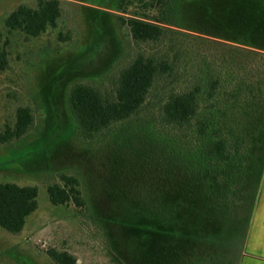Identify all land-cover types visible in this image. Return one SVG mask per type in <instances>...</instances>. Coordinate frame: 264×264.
I'll list each match as a JSON object with an SVG mask.
<instances>
[{
  "label": "trees",
  "instance_id": "1",
  "mask_svg": "<svg viewBox=\"0 0 264 264\" xmlns=\"http://www.w3.org/2000/svg\"><path fill=\"white\" fill-rule=\"evenodd\" d=\"M137 1L144 12L121 15L120 21L137 44L151 51L138 53L120 70L112 92L74 85L69 105L76 126L92 139L140 115L161 87L158 110L136 134L145 138L146 155L161 161L164 176L156 180L163 183L162 192L146 198L114 184L118 212L128 203L142 209L152 203L199 233L162 232L175 243L222 245L226 226L246 236L264 176V0H191L188 9L176 0ZM128 3L136 0H121L115 9L126 14ZM62 14L60 0H39L36 7L19 6L5 26L26 40L39 38L58 27ZM8 62V51L0 46V69ZM34 123L32 108L19 107L15 124L0 131V145L23 138ZM47 191L55 206L87 209L75 175L61 174ZM38 197L35 185L0 182V228L21 233L38 209ZM101 212L109 214L104 207ZM47 253L57 264L78 262L68 251Z\"/></svg>",
  "mask_w": 264,
  "mask_h": 264
},
{
  "label": "rangeland",
  "instance_id": "2",
  "mask_svg": "<svg viewBox=\"0 0 264 264\" xmlns=\"http://www.w3.org/2000/svg\"><path fill=\"white\" fill-rule=\"evenodd\" d=\"M60 1L58 27L26 40L22 33H9L5 22L19 6L36 7L39 0H0V46L9 60L8 68L0 69V131L15 124L19 107H31L35 117L26 136L0 145V182L39 189L38 209L23 231L12 234L0 228V264H57L47 253L50 249L68 251L77 264H237L245 235H234L228 226L222 245L184 239L175 243L163 233H199L152 203L144 209L128 203L118 212L122 207L114 184L146 198L162 192L163 183L156 180L164 176L161 161L146 155L141 146L145 138L136 134L158 110L161 87L154 89L140 115L92 139L77 128L69 95L78 83L112 92L120 70L138 53L151 51L137 44L120 21L121 15L144 10L137 0L126 5V14L115 9L121 0ZM176 1L184 9L192 4ZM61 174L80 180L85 212L51 203L48 186L59 182Z\"/></svg>",
  "mask_w": 264,
  "mask_h": 264
},
{
  "label": "crops",
  "instance_id": "3",
  "mask_svg": "<svg viewBox=\"0 0 264 264\" xmlns=\"http://www.w3.org/2000/svg\"><path fill=\"white\" fill-rule=\"evenodd\" d=\"M237 264H264V176Z\"/></svg>",
  "mask_w": 264,
  "mask_h": 264
}]
</instances>
